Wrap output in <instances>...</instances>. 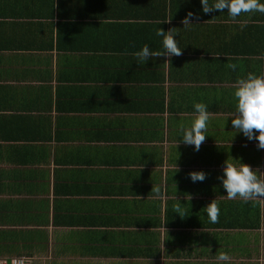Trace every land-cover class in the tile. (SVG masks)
I'll use <instances>...</instances> for the list:
<instances>
[{"label":"crops","instance_id":"obj_1","mask_svg":"<svg viewBox=\"0 0 264 264\" xmlns=\"http://www.w3.org/2000/svg\"><path fill=\"white\" fill-rule=\"evenodd\" d=\"M160 27L181 55L138 65ZM263 51L264 14L200 0H0V264H264V197L229 200L218 179L227 159L264 172L230 118ZM195 102L210 113L198 152L180 130Z\"/></svg>","mask_w":264,"mask_h":264},{"label":"clouds","instance_id":"obj_2","mask_svg":"<svg viewBox=\"0 0 264 264\" xmlns=\"http://www.w3.org/2000/svg\"><path fill=\"white\" fill-rule=\"evenodd\" d=\"M202 12L207 15L214 12L224 13L232 20H237L241 13L264 14V0H200ZM193 13H189L182 21L184 27L191 22ZM245 25H242V27ZM157 37L162 38V50L153 51L145 44L133 53L138 65L147 64L153 58L179 56L182 49L178 45L177 35L172 29L165 31L158 28ZM228 67L237 70V64L231 63ZM235 112L232 114L231 124L236 134L242 133L249 141H256L258 150H264V75L249 72L246 77L237 81L233 92ZM194 117L190 126H181V142L193 146L195 151L200 150L201 144L207 135V126L210 118L208 106L202 102L193 104ZM238 161V162H236ZM189 178L193 183L203 182L207 178L204 171H192ZM229 200L240 199L247 203L256 197H264V172L259 168L253 169L242 160H226L222 174L218 177ZM210 223H217L220 208L214 199L203 208ZM179 213V210H177ZM180 215V214H179ZM181 216V215H180ZM182 217V216H181ZM217 264H231L232 257L226 251H218L215 256Z\"/></svg>","mask_w":264,"mask_h":264},{"label":"built area","instance_id":"obj_3","mask_svg":"<svg viewBox=\"0 0 264 264\" xmlns=\"http://www.w3.org/2000/svg\"><path fill=\"white\" fill-rule=\"evenodd\" d=\"M12 264H31V261L27 257H17L12 259Z\"/></svg>","mask_w":264,"mask_h":264},{"label":"trees","instance_id":"obj_4","mask_svg":"<svg viewBox=\"0 0 264 264\" xmlns=\"http://www.w3.org/2000/svg\"><path fill=\"white\" fill-rule=\"evenodd\" d=\"M264 52V51H263Z\"/></svg>","mask_w":264,"mask_h":264}]
</instances>
